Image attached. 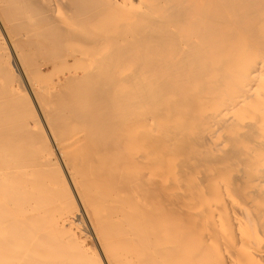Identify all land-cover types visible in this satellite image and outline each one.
I'll list each match as a JSON object with an SVG mask.
<instances>
[{
	"label": "bare ground",
	"instance_id": "1",
	"mask_svg": "<svg viewBox=\"0 0 264 264\" xmlns=\"http://www.w3.org/2000/svg\"><path fill=\"white\" fill-rule=\"evenodd\" d=\"M0 21V264H264V0Z\"/></svg>",
	"mask_w": 264,
	"mask_h": 264
},
{
	"label": "rangeland",
	"instance_id": "2",
	"mask_svg": "<svg viewBox=\"0 0 264 264\" xmlns=\"http://www.w3.org/2000/svg\"><path fill=\"white\" fill-rule=\"evenodd\" d=\"M1 22V21H0ZM0 27L2 28V24H0ZM2 30H3V28H2ZM6 34H5V32H4V36H5ZM7 37V36H6ZM10 45V44H9ZM10 52H11V57H12V62H13V64H14V66H15V69L19 72V74L21 75V77H22V79H23V81H24V87L27 89L26 90V92L30 95V97L32 98V100H34L33 102H34V106L36 107V110H38V113H39V115H40V118L42 119L41 121H42V124L44 125V127L46 128V125H45V122H44V120H43V118H42V115H41V112L39 111V109H38V105H37V102L35 101V98L33 97V93H31L32 92V90L30 89L31 87H30V85L28 86V82L26 81V79H25V77H24V74H23V70H22V67H21V64H19L18 63V60H17V58H16V56H15V54H14V52H13V49H12V47L10 46ZM19 56H20V54H19ZM38 62V64L40 65V67L45 71V72H48L49 71V69H50V71L49 72H52L51 71V69L53 68V69H55V65H56V63H57V61H54L55 62V65H53V62L52 61H48L49 63H52V65L51 64H48L47 62H45V61H37ZM43 62H45V64L43 63ZM69 62H72V61H69ZM41 65H44L43 67L41 66ZM53 66H55V67H53ZM52 67V68H51ZM57 69V68H56ZM48 72V74L50 75V76H52L50 73ZM57 74V75H56ZM55 76V77H54ZM57 76H59V74L55 71V72H53V78L54 79H56L57 78ZM59 78V77H58ZM83 213V212H82ZM84 219H85V216H84ZM85 221V223L86 224H88V222H86V219L84 220Z\"/></svg>",
	"mask_w": 264,
	"mask_h": 264
}]
</instances>
